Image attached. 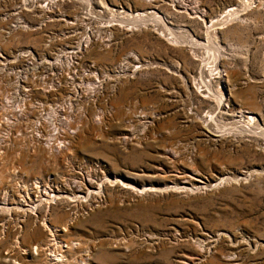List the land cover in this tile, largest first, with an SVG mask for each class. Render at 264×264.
Returning a JSON list of instances; mask_svg holds the SVG:
<instances>
[{
  "label": "rangeland",
  "instance_id": "rangeland-1",
  "mask_svg": "<svg viewBox=\"0 0 264 264\" xmlns=\"http://www.w3.org/2000/svg\"><path fill=\"white\" fill-rule=\"evenodd\" d=\"M29 5L28 29L0 21V264H50L56 226L75 264H264V0Z\"/></svg>",
  "mask_w": 264,
  "mask_h": 264
},
{
  "label": "bare ground",
  "instance_id": "bare-ground-1",
  "mask_svg": "<svg viewBox=\"0 0 264 264\" xmlns=\"http://www.w3.org/2000/svg\"><path fill=\"white\" fill-rule=\"evenodd\" d=\"M57 1V0H56ZM145 1H150V0H145ZM20 3V2H19ZM47 4V3H46ZM55 4V3H54ZM43 5V4H42ZM46 7H47V5H45ZM53 6H55V5H53ZM52 6V7H53ZM43 8V7H42ZM48 9V8H47ZM11 11V10H10ZM153 11V15H152V18L153 19H156V20H159V21H162L163 20V16H161V15H159L157 12H155L154 10H151V12ZM231 11V10H230ZM21 12V11H20ZM45 12V11H44ZM139 16H137V20L138 21H140V20H143V18H144V16H145V14L144 13H139L138 14ZM147 17V16H146ZM150 17V16H149ZM148 17V18H149ZM225 19V18H224ZM147 20V19H146ZM138 21H136V22H138ZM145 21V20H144ZM220 21H221V18L220 19H211L210 20V23H209V25L211 26V28H213V29H216V27H217V24H219L220 23ZM223 21V20H222ZM229 21V20H228ZM221 24V23H220ZM209 25H208V27H209ZM18 27H20V28H22V30H24V27H26V25L25 26H22V25H18ZM125 27H127V28H124L125 30H129V31H133L134 30V28H133V26H125ZM210 27H209V29H211ZM127 32V31H126ZM112 34V33H111ZM15 35H17V34H14V38H15ZM174 34H172V36H173ZM98 36V35H97ZM97 36H96V38H97ZM112 38V36L110 35L109 37H108V39H111ZM18 38V37H17ZM99 38V37H98ZM176 37H174V39H175ZM102 39V38H101ZM87 40V39H86ZM98 40V39H97ZM87 41H89V40H87ZM95 41V40H94ZM86 44V43H85ZM88 45V44H87ZM80 46V45H79ZM82 46V45H81ZM84 46V45H83ZM93 45H91L90 47H92ZM86 47V46H85ZM94 47V46H93ZM92 47V48H93ZM29 51V50H28ZM22 53H23V51H22ZM25 53H28V52H25ZM23 56V55H22ZM28 56H29V54H28ZM58 56H60V55H58ZM65 56V55H64ZM69 56V55H68ZM63 57V56H62ZM61 57V58H62ZM65 58V57H64ZM66 58H67V56H66ZM57 60V59H56ZM59 62V61H58ZM64 63V62H63ZM123 66H121V68H122ZM137 68H138V66H136V65H134V68H133V72H135V70H137ZM121 74V71L119 72V74H117V75H120ZM125 74V73H124ZM219 95V94H218ZM217 96V95H216ZM70 98V97H69ZM215 98V101L217 102V104L218 105H220V106H222V105H224L225 104V101H226V97H224V94L222 95V94H220L219 96H217V97H214ZM20 106H23V103L20 105ZM20 106H18L19 108H20ZM22 108V107H21ZM22 110V109H21ZM20 110V111H21ZM245 111H239V113H244ZM48 114V113H47ZM246 114H247V116L249 117V116H251V112L250 111H247L246 112ZM185 118H187V117H185ZM251 118V117H250ZM51 121V120H50ZM53 121V120H52ZM51 121V122H52ZM208 123H210V121H207V124ZM206 124V125H207ZM263 134H264V132H263ZM251 172H253V171H251ZM240 174H243V173H240ZM40 181V180H39ZM85 181V182H84ZM106 181L108 182L109 181V183H117V180L116 179H114V180H111V179H109V178H107V177H105L99 184H98V186L96 187V189L94 188V185H93V182H92V180L91 179H87V178H85V179H81V181H76V180H72V182H69L68 184H67V186H66V188H65V190H64V193H63V195H60V193L58 192V191H56L55 189H52V190H49L48 192H45L47 195H45L46 197H44V198H41V196H40V199L38 198V199H36L35 200V202L36 203H33L32 202V204H29V203H27V204H25V206L26 207H22V208H24L25 210L27 209V210H30V212H34L35 210H37V208L41 205V203H43V202H56L57 200L59 201V200H63L64 198L65 199H68L69 200V202H73V203H77V202H80V201H87V200H90V198H92L93 196H95L96 194L97 195H101L102 194V189L104 188V185H105V183H106ZM38 184H40V183H38ZM38 184H36L35 186H33V187H31L30 189H35V191H36V189H38L39 187H37V185ZM42 184H43V182H42ZM83 184H84V186H83ZM41 185V184H40ZM39 185V186H40ZM125 185V184H124ZM128 185V184H127ZM213 185H217L216 183H214ZM183 187H185L186 185H182ZM197 186H200V185H197ZM210 186H212V184H210ZM201 187V186H200ZM45 188V187H44ZM83 188H85L86 189V191H83ZM193 189V188H197L196 186H190L189 188L187 187V188H185V190L184 191H182V192H187L188 191V189ZM143 189H145V188H143ZM82 192V193H81ZM137 193L139 194V193H142V191H137ZM29 196V195H28ZM87 199V200H86ZM30 201V200H29ZM44 204H46V203H44ZM44 204H42V205H44ZM18 207V206H17ZM21 208V207H20ZM19 208V209H20ZM9 209V208H8ZM45 224V226L47 227L48 225L46 224V223H44ZM66 228H67V225H65V227L63 228V230H66ZM60 230H62V228H60V226H56L54 229H51L50 230V232L52 233L51 235L53 236V238L51 237V239H50V241L47 243V244H45V247H46V250H47V253H46V258H47V260L50 262V264H75V263H78L79 262V260H80V262H82V261H85L83 258L82 259H79V260H77L76 261V259H77V257H76V259H74V257L73 258H71L72 256H70V257H66V251H68L70 248H72L73 246H75L76 244H74V243H69V242H65L64 243V241H62V240H60V239H58L57 238V236H56V233L58 232V231H60ZM222 235V233H218V234H216V239H218V238H220V236ZM209 238V237H208ZM214 238V237H213ZM212 238V239H213ZM216 239H213V240H209L208 241V243H206L205 241H203V240H199V241H201L203 244H204V246L206 245V247H204L203 246V248L204 249H206L207 251H205L204 252V254L203 253H201L200 254V256H204L206 253L208 254V252L209 251H211V248L215 245L214 243L216 242ZM200 243V242H199ZM42 244L41 243H38L36 246H34V250L33 251H35V252H37V254L40 252V251H42ZM31 249V248H30ZM26 251H27V249H26ZM31 252H32V249H31ZM40 253H42V252H40ZM32 254H34L33 252H32ZM25 257H27V255L25 256ZM31 257H35V256H31ZM81 258V257H80ZM46 262V261H45ZM185 264H188V263H185Z\"/></svg>",
  "mask_w": 264,
  "mask_h": 264
},
{
  "label": "built area",
  "instance_id": "built-area-1",
  "mask_svg": "<svg viewBox=\"0 0 264 264\" xmlns=\"http://www.w3.org/2000/svg\"><path fill=\"white\" fill-rule=\"evenodd\" d=\"M13 1H17V0H13ZM31 0H22L19 4H17V6L11 9V11H6L3 14L0 13V21L2 20L3 22L6 23V27L4 29V32L9 33L10 31H14V30H18V29H22L20 27H18V25H22L25 26L24 29H28L30 27V20H28L26 18V16H28L32 11V8L29 5V2ZM8 2V0H0V5L4 6L6 3ZM31 4V3H30ZM51 4H49L48 7H44L43 11H47L50 10ZM48 8V9H47ZM20 11H24L25 14L21 15ZM118 12H122V9L120 8L118 10ZM24 56H27L26 54H24ZM60 143L62 144L63 141H60Z\"/></svg>",
  "mask_w": 264,
  "mask_h": 264
}]
</instances>
